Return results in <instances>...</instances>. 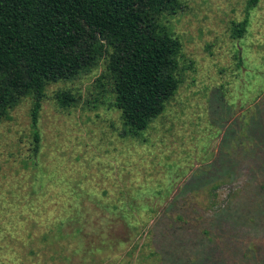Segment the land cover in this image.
<instances>
[{"label": "rangeland", "instance_id": "374dc122", "mask_svg": "<svg viewBox=\"0 0 264 264\" xmlns=\"http://www.w3.org/2000/svg\"><path fill=\"white\" fill-rule=\"evenodd\" d=\"M248 1L155 17L175 88L136 136L106 58L46 87L37 153L31 97L0 120V264H264V0Z\"/></svg>", "mask_w": 264, "mask_h": 264}, {"label": "trees", "instance_id": "16d2710c", "mask_svg": "<svg viewBox=\"0 0 264 264\" xmlns=\"http://www.w3.org/2000/svg\"><path fill=\"white\" fill-rule=\"evenodd\" d=\"M179 0H0V120L22 99L33 100L30 118L38 152L37 123L45 89L89 73L106 58L107 80L124 135L146 130L170 99L178 42L155 17ZM260 0H249V9ZM247 18L236 31L244 34ZM61 108L75 104L57 96Z\"/></svg>", "mask_w": 264, "mask_h": 264}]
</instances>
